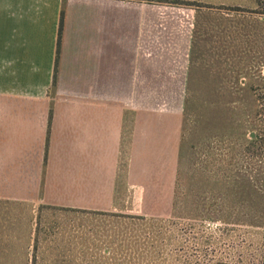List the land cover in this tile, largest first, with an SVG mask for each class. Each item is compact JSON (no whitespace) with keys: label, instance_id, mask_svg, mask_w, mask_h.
<instances>
[{"label":"rangeland","instance_id":"obj_1","mask_svg":"<svg viewBox=\"0 0 264 264\" xmlns=\"http://www.w3.org/2000/svg\"><path fill=\"white\" fill-rule=\"evenodd\" d=\"M184 1H151L175 5L194 25L197 68L173 155L149 148L128 112L119 148L93 155L83 113L58 117L59 103L51 101L43 164L34 165L32 180V162L20 150L38 148L43 132L14 127V118L7 133L23 142L19 148L0 132L1 196L108 212L44 209L40 232L31 234L37 249L33 242L25 250L38 264H182L187 257L256 264L264 251V13L249 11L250 0ZM174 103L158 101L157 109L175 110ZM127 213L146 217L117 215ZM11 241L20 248L27 240Z\"/></svg>","mask_w":264,"mask_h":264},{"label":"crops","instance_id":"obj_2","mask_svg":"<svg viewBox=\"0 0 264 264\" xmlns=\"http://www.w3.org/2000/svg\"><path fill=\"white\" fill-rule=\"evenodd\" d=\"M180 10L148 0H0V132H13L14 118L20 122L14 127L35 125L43 132L33 143L40 142L38 148L29 144L20 150L23 162H32V180L34 165L43 164L51 101L59 103L58 117L83 113L86 149L93 155L119 148L126 112L138 118L149 148L173 155L180 106L197 68L194 25ZM158 101L175 102V110H158ZM9 136L13 148L23 143ZM5 167L0 153V174Z\"/></svg>","mask_w":264,"mask_h":264},{"label":"trees","instance_id":"obj_3","mask_svg":"<svg viewBox=\"0 0 264 264\" xmlns=\"http://www.w3.org/2000/svg\"><path fill=\"white\" fill-rule=\"evenodd\" d=\"M65 1V0H64ZM142 1V0H141ZM152 1V0H148ZM163 2L171 4H186L184 0H161ZM250 2L255 6H251L249 11L264 13V0H250ZM261 7V10H257V7ZM64 13L65 10L62 9L60 17V26L58 34V43L56 51V60H55V73L53 80V88L57 83V73L60 61V46L64 25ZM44 209L48 210H60L66 212H91V213H108L106 211H97V210H88L82 209L79 207H72L69 205H59V204H46V203H26L18 200L2 199L0 198V264H38L37 254L34 252L32 257L29 258V255L25 253V250L28 248L30 243L34 242L33 249H37V236L32 238L31 234L35 235L40 232L39 228V217L42 215ZM122 217L127 218H139L144 219V215H133V214H117ZM35 225V228L33 226ZM19 228L17 233H14V229ZM24 229L22 233L21 230ZM13 235L24 236L27 240L23 242L25 246L17 248L14 247L11 238ZM31 239V241H29ZM18 246V245H16ZM17 248V251L15 250ZM19 252V255L14 254V252ZM24 255V256H23ZM242 260H226L224 258H217L216 260L211 261L209 264H241ZM119 262V263H118ZM116 264H125L123 262L117 261ZM182 264H201L197 258L187 257ZM256 264H264V251L261 252L259 259H257Z\"/></svg>","mask_w":264,"mask_h":264}]
</instances>
